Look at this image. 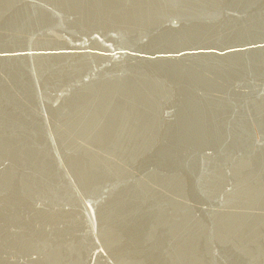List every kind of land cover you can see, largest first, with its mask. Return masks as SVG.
<instances>
[{"label": "water", "instance_id": "1", "mask_svg": "<svg viewBox=\"0 0 264 264\" xmlns=\"http://www.w3.org/2000/svg\"><path fill=\"white\" fill-rule=\"evenodd\" d=\"M0 264H264V0H0Z\"/></svg>", "mask_w": 264, "mask_h": 264}]
</instances>
